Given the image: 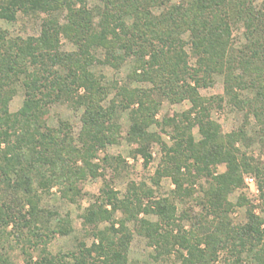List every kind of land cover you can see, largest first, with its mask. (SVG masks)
Returning a JSON list of instances; mask_svg holds the SVG:
<instances>
[{
    "label": "trees",
    "instance_id": "obj_1",
    "mask_svg": "<svg viewBox=\"0 0 264 264\" xmlns=\"http://www.w3.org/2000/svg\"><path fill=\"white\" fill-rule=\"evenodd\" d=\"M96 1L102 6L93 9L86 0L0 1V20L10 22L20 12L68 13L66 24L57 17L45 19L37 38L8 39L0 30V232L12 227L27 256L26 264H128L133 239L128 222L136 224L138 235L160 257L174 253L181 264H214L222 253L226 264H264V218L249 212L247 222L235 226L229 202L231 193L244 188L243 174L253 172L259 178L264 205V163H253L237 148L248 138L245 127L223 135L220 125L210 119L216 99L207 101L199 94L214 75L224 76L226 99L247 112L246 119L254 117L255 134L264 147V1L260 8L255 0ZM238 24L245 29L246 43L236 50L232 33ZM62 38L75 50H63ZM187 46L196 58V68L189 67ZM128 58L135 59L131 79L153 88L120 87L117 97L105 106L108 89L91 68L95 63L119 68ZM19 88L24 89L25 100L17 113H11L9 104ZM245 92L252 96L245 97ZM157 97L174 104L192 103L189 111L169 119L176 140L157 171L160 179L172 177L176 187L172 198L145 204L144 199L154 195L145 186L133 187L120 199L118 192L105 185L101 203L83 217L84 224L95 229L99 243L88 247L80 242L76 252L58 260L47 251L48 243L52 234L69 235L70 229L58 228L51 234L40 230L44 211L38 189L49 193L58 185L63 197L74 201L81 193L78 183L98 175V167L91 162L99 151L117 142L120 112L129 111L127 138L148 160L147 145L155 138L147 129L162 104ZM57 100L82 109L77 139L66 123L59 129L47 126L46 108ZM216 102L221 105L224 99ZM196 126L202 136L199 142L192 135ZM221 164L227 170L218 174L216 167ZM200 178L208 184L199 202L204 215L192 225L198 229L188 231L178 218L176 202L191 197L192 185ZM240 202L246 200L241 197ZM118 212L123 219L116 229ZM141 212L154 214L158 221L139 219ZM181 217L190 215L183 212ZM104 222L110 227L100 230ZM41 246L40 257L33 262L29 251ZM0 264L9 263L1 257Z\"/></svg>",
    "mask_w": 264,
    "mask_h": 264
},
{
    "label": "rangeland",
    "instance_id": "obj_2",
    "mask_svg": "<svg viewBox=\"0 0 264 264\" xmlns=\"http://www.w3.org/2000/svg\"><path fill=\"white\" fill-rule=\"evenodd\" d=\"M2 1V0H0ZM264 0H255L254 5L257 8L262 6ZM177 2V0H174ZM86 5L89 9L102 6L99 1L86 0ZM80 7V4L78 5ZM160 10H155V13H159ZM67 11L60 13H37L33 15H25L18 13L16 20L10 22L7 20H0V30L6 33L8 39L15 38H37L41 34L43 21L49 16L56 18L62 24L67 23ZM245 29L242 25H234L232 33V47L236 50L245 45L246 40L244 36ZM188 35L184 36L186 39ZM62 49L65 51H74L75 47L65 38L61 40ZM188 55L189 67L196 68L197 61L193 56L190 46L185 48ZM102 57L100 54H98ZM135 59L128 58L126 62L119 68H114L110 65L95 63L91 68L95 76L101 80L103 86L108 89L109 96L104 102L105 106H108L110 102L117 97L116 93L118 88L128 86L130 89H148L153 88L152 84L139 83L131 79V74L134 70ZM238 73V72H237ZM192 85L194 82L188 80ZM154 90V89H153ZM84 92L80 89V93ZM158 93V92H157ZM155 93V95L157 94ZM200 96L207 100L213 101L212 110L210 112V119L219 124L223 135H228L234 131H238L240 128L245 127L248 138L245 141H241L237 144V148L240 152L246 153L248 158L254 159V162L259 164L264 163V147L258 141L255 130L257 129L256 121L254 117L246 119L247 112H243L239 108L231 105L225 97L224 88V76L214 75L204 86L199 89ZM245 97L252 96V93H244ZM219 98H223L224 102L216 104ZM25 100V93L23 88H19L16 95L12 98L9 104V111L11 113H17L23 106ZM157 100L162 101L158 113L156 114L155 121L148 127L147 132L151 137L155 138L147 145V154L149 159L143 154L137 152L138 146L128 140L127 132L130 127L129 111L120 112V124L121 134L117 138V142L113 145H108L106 149L99 151L97 157L91 162L98 167V175L88 176L86 180L78 183V187L81 191L80 195L74 199V201L64 198L58 185L52 187L49 193L46 190H39L40 209L44 212L40 218L38 224L41 231L51 234V231L56 229H70L69 235H61L59 233L52 234L51 241L47 246V251L57 257L58 260L65 259L69 253L76 252L78 250V243L83 242L90 247L93 243L98 244L99 239L94 236V231L91 225H85L84 215L87 210L93 205L101 203L102 189L105 185H109L111 189L118 192L120 199H125L132 191L133 187L138 189L145 186V190H152L154 195L151 198L144 199V203L148 204L149 201H155L161 198H172V193L175 190V184L172 177L164 176L158 178L157 171L163 166L166 154L169 149L173 147L176 140V134L173 130V126L169 125V119L182 115L189 111L192 107V103L189 100H185L182 103H172L165 97H161ZM47 113L44 116V120L48 127L59 129L65 123L68 124L74 137L77 139L81 133V115L82 109H76L69 102L57 100L47 106ZM192 135L196 142L202 139L199 132V128L196 126L192 130ZM77 146H80L77 141ZM193 162V161H192ZM82 167L85 166L83 162L78 163ZM227 170L225 164H221L216 167V173L223 174ZM183 173H187L186 168H182ZM253 177L255 179L258 193L253 192L251 188L246 184V179ZM258 176L255 173H244V188L236 190L229 196V202L233 204V209L230 213V220L233 225H243L247 222L249 212H252L260 218H264V205L261 197V191L258 187ZM159 183L158 185L155 183ZM208 184L206 180L198 179L192 188L194 189L191 197H187L184 200H177L176 205L178 208V218L182 221L181 224L185 230H197L198 227L192 225L196 221L199 215L204 213L199 206L200 199L204 194L202 188H207ZM35 188H38V184L35 182ZM243 197L246 202H240ZM183 212L190 215L193 220L184 219ZM30 217V216H29ZM139 219H149L157 222L158 218L154 214H147L141 212L138 215ZM33 219V218H31ZM115 228L120 227L119 221L123 219L121 212L115 215ZM184 219V220H183ZM110 227L109 223H101L100 230ZM127 227L133 235V239L129 249L128 264H181L176 254H172L169 257H160L155 248L150 246L148 240L143 236L138 235L136 232V224L128 222ZM12 227L6 231L0 232V263L1 257L8 260L9 264H26L27 256L23 255L22 244L18 241L16 235H12ZM27 234V232H25ZM41 246L38 250L32 249L29 254L33 257V262L37 261L40 257ZM224 254H220L214 264H226Z\"/></svg>",
    "mask_w": 264,
    "mask_h": 264
},
{
    "label": "built area",
    "instance_id": "obj_3",
    "mask_svg": "<svg viewBox=\"0 0 264 264\" xmlns=\"http://www.w3.org/2000/svg\"><path fill=\"white\" fill-rule=\"evenodd\" d=\"M246 184L251 188L253 192L255 191L256 193H258V188L253 177H248L246 179Z\"/></svg>",
    "mask_w": 264,
    "mask_h": 264
}]
</instances>
